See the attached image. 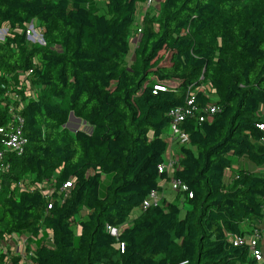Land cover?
<instances>
[{
	"label": "trees",
	"instance_id": "1",
	"mask_svg": "<svg viewBox=\"0 0 264 264\" xmlns=\"http://www.w3.org/2000/svg\"><path fill=\"white\" fill-rule=\"evenodd\" d=\"M143 1L0 0V126L21 74L37 88L25 152L0 172V244L35 249L0 264H261L247 240L262 232L264 172L246 164L264 167V0H163L132 48ZM32 22L44 45L26 40ZM179 107L188 144L159 172ZM70 113L89 131L65 127ZM171 180L186 190L167 201ZM153 190L160 205L142 211Z\"/></svg>",
	"mask_w": 264,
	"mask_h": 264
},
{
	"label": "built area",
	"instance_id": "2",
	"mask_svg": "<svg viewBox=\"0 0 264 264\" xmlns=\"http://www.w3.org/2000/svg\"><path fill=\"white\" fill-rule=\"evenodd\" d=\"M163 0H144L143 3L138 5L137 12V21H136V30L133 32V36L130 38V42L134 45L136 44L141 30L140 24L142 22L143 15L147 11H153L155 13L158 12L160 3ZM4 36L6 35L7 29L3 30ZM26 40L32 44L44 45L42 33L37 30L36 22H32L27 29L25 30ZM4 38V37H3ZM0 39V41L3 40ZM30 73V72H29ZM15 91H8L6 95V100L3 103L5 105V120L4 123L0 126V172H3L7 169V165L4 162V158L7 153H12L17 156L22 155L25 152L28 140L24 135L23 127H24V119L22 116V111L29 100H34L37 94V88H35L31 82L30 76L27 74H21L20 84L15 86ZM22 90L23 94L20 95L16 91ZM192 99V98H191ZM188 105L192 104V100L188 101ZM204 113L212 114L217 111V107L213 104H209L205 106L203 109ZM188 113V110H184L182 107L176 108L170 112V116L172 117V122L169 127L168 135L166 137V141L169 144L168 147V155L169 159H165L163 165H160L158 170L159 172H172V169L177 162L178 157L174 155L173 151L170 149L172 143L177 142L180 145H187L188 139L185 134L181 133L177 127L180 121H182L185 117V114ZM199 121L202 122V116L199 117ZM259 129L264 131V125H259ZM264 172V170H263ZM171 189L173 191H185V187L177 180L170 181ZM70 186L69 183H65L63 188L66 189ZM33 187V186H32ZM39 188L41 185L38 186ZM17 188L20 191H29L31 186L27 184V182H20L17 185ZM191 197V195H189ZM162 201L161 194L159 192L153 190L148 196L143 200L140 209L145 211L149 207L159 206ZM106 231L110 234V236L116 238L119 235V230L115 227H106ZM243 243V239H236L233 243L234 246L241 245ZM248 251L253 260L258 263L264 264V253H263V245H264V234L263 232L259 233L257 231L254 232L252 236L247 240ZM14 246V248H13ZM29 246L30 252L33 251L31 245H28L25 237H21L17 234H11L5 237L4 242L0 244V251L5 254H9V252H16L21 257H24V249ZM35 247V246H34ZM123 248V245L120 244V249Z\"/></svg>",
	"mask_w": 264,
	"mask_h": 264
},
{
	"label": "rangeland",
	"instance_id": "3",
	"mask_svg": "<svg viewBox=\"0 0 264 264\" xmlns=\"http://www.w3.org/2000/svg\"><path fill=\"white\" fill-rule=\"evenodd\" d=\"M5 29V27H3V28H1L0 29V39L1 38H3L4 37V32H3V30ZM132 44V43H131ZM134 47V44H132V48ZM69 130H71L72 132L73 131H77V130H82V131H86V132H88L89 131V129H88V127L85 125V124H83L82 122H77V121H70V125L67 127ZM168 131L169 130H167L166 131V133H168ZM165 159H169V155H168V151L166 152V154H165ZM256 167L253 165V164H251V163H249L248 164V169L252 172L254 169H255ZM263 168V167H262ZM108 181L106 180V181H104L102 184H101V192L103 191V189H104V186L106 185V183H107ZM165 190H166V192H169L167 195V198L169 199V201L170 200H172V197L174 196V192L171 190V188H170V186L169 185H166L165 186ZM165 192V193H166ZM172 196V197H171ZM138 213V211H133V213H132V216H134V215H136ZM85 214V212H82V215H84ZM264 223V218H263V222H262V224ZM263 227H264V225H263ZM75 232H78V227L77 228H75ZM31 246L33 247V248H35L34 247V244H31ZM13 248H14V246H13Z\"/></svg>",
	"mask_w": 264,
	"mask_h": 264
},
{
	"label": "crops",
	"instance_id": "4",
	"mask_svg": "<svg viewBox=\"0 0 264 264\" xmlns=\"http://www.w3.org/2000/svg\"><path fill=\"white\" fill-rule=\"evenodd\" d=\"M95 2H104L105 0H94ZM133 44V43H132ZM173 149H171L174 153H176V146H173L172 147ZM175 150V151H174ZM249 164V163H248ZM248 164H246V168L248 169ZM249 170V169H248ZM259 170H264V167L262 168H258L257 169V167L252 171V172H257V171H259ZM250 171V170H249ZM166 186V185H165ZM165 186L163 187V190H162V197L164 198V199H166L167 201H169V199L167 198V194L169 193V192H166V190H165ZM166 192V193H165ZM172 197V196H171ZM173 198H174V196L172 197V200H173ZM263 225H264V223L263 224H261V230H262V232H263V234H264V227H263Z\"/></svg>",
	"mask_w": 264,
	"mask_h": 264
},
{
	"label": "water",
	"instance_id": "5",
	"mask_svg": "<svg viewBox=\"0 0 264 264\" xmlns=\"http://www.w3.org/2000/svg\"><path fill=\"white\" fill-rule=\"evenodd\" d=\"M77 121V122H81L79 119H76V118H74V116H73V114L72 113H70V115H69V120H68V122L66 123V125H65V127H68L69 125H70V121ZM83 124H85L84 122H82Z\"/></svg>",
	"mask_w": 264,
	"mask_h": 264
}]
</instances>
